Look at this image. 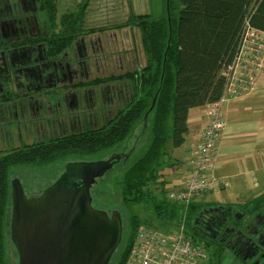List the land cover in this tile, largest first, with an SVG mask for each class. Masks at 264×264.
Instances as JSON below:
<instances>
[{
	"label": "trees",
	"instance_id": "trees-1",
	"mask_svg": "<svg viewBox=\"0 0 264 264\" xmlns=\"http://www.w3.org/2000/svg\"><path fill=\"white\" fill-rule=\"evenodd\" d=\"M155 7L156 12L144 13L139 23L149 59L145 67L134 70L132 75H122L130 79L131 96L123 101L115 118L87 134L85 142L76 138L22 149V152L0 153V264H8V234L5 232L11 208L9 178L12 168L37 171L51 164L53 167L69 155H85L87 159L96 160L113 153H127L141 133L144 115L155 95V104L147 114L146 128L137 146L128 157L114 162L91 192L96 196L92 200L95 207L109 212L114 209L108 208L109 205L124 204L127 210L126 216H122L127 232L121 237L109 264L125 263L142 226L167 233L171 228L178 230L182 224L184 233L207 251V258L200 264H223V247L197 235L192 226L202 207L215 205L203 199L218 187L182 205L170 200L171 190L165 191L159 185L166 183V168L177 164L167 155L168 139L173 148L182 146L189 134V110L206 106L207 116L208 105L220 100L226 83L224 72L235 56L244 27L248 24L264 31V0H155ZM199 140L200 137L183 165L187 173L185 178L194 170ZM213 169H207V175L219 179L212 175ZM220 180L221 187L223 181ZM260 201L264 202V193L243 202L258 206ZM136 205L142 206L147 217L152 214L162 229L142 222ZM233 257L241 264H251Z\"/></svg>",
	"mask_w": 264,
	"mask_h": 264
},
{
	"label": "flooded vegetation",
	"instance_id": "flooded-vegetation-1",
	"mask_svg": "<svg viewBox=\"0 0 264 264\" xmlns=\"http://www.w3.org/2000/svg\"><path fill=\"white\" fill-rule=\"evenodd\" d=\"M71 11L52 22L43 0H0V144L8 150L4 153H11L13 144L26 148L76 138L85 142L87 134L115 118L131 96V85L121 84V78L134 71V48L115 51L87 28L85 14L78 20V13ZM74 161L83 160L67 161L59 175ZM19 171L30 169L14 167L11 173ZM194 218L201 223L196 230L200 237L244 262L264 261V202L215 204L202 207Z\"/></svg>",
	"mask_w": 264,
	"mask_h": 264
},
{
	"label": "water",
	"instance_id": "water-1",
	"mask_svg": "<svg viewBox=\"0 0 264 264\" xmlns=\"http://www.w3.org/2000/svg\"><path fill=\"white\" fill-rule=\"evenodd\" d=\"M127 153H113L106 159L69 162L65 171L40 194L27 196L20 180H11L9 237L17 264H109L122 237V217L92 204L91 186L110 170L114 162L128 157L146 128ZM201 224V223H200ZM199 218L193 229L198 230Z\"/></svg>",
	"mask_w": 264,
	"mask_h": 264
},
{
	"label": "rangeland",
	"instance_id": "rangeland-1",
	"mask_svg": "<svg viewBox=\"0 0 264 264\" xmlns=\"http://www.w3.org/2000/svg\"><path fill=\"white\" fill-rule=\"evenodd\" d=\"M85 1V2H84ZM178 1L179 0H174ZM65 2V4L63 3ZM75 3V4H74ZM56 4H59L57 7ZM74 4V5H73ZM43 8L49 10V17L52 22L56 18H63V12L74 11V13H78V20L82 17L83 14L87 16V28H91V32L96 33L101 38L104 44L108 45L110 48H113L115 51L118 49L130 51L134 48L135 56H136V63L133 67L134 70L141 69L145 67L148 61V51L144 46L142 41V34L139 27L141 16L144 13L156 12L155 7V0H43ZM51 8V9H49ZM84 16V18H85ZM71 20L70 22H72ZM68 26V21L64 19ZM77 22V21H76ZM133 47V48H132ZM122 52V53H123ZM127 67V66H126ZM128 69V67H127ZM123 72V71H122ZM116 73H121V71H117ZM121 84H129V80L121 78ZM122 107V105L120 106ZM224 116V115H223ZM225 119V117H224ZM104 123V122H103ZM102 123V124H103ZM226 125V121H225ZM224 130V129H223ZM11 152H22V149L27 150L28 148L39 146V145H29L26 148H19L20 146H16L13 144ZM4 145L0 144V153H4L8 151L6 149H2ZM17 149V150H16ZM167 151H170L173 156L172 144L171 140L168 139L166 145ZM177 149V148H176ZM10 150V149H9ZM87 156L85 155H76L70 156L64 159L61 162L56 163L53 167L52 164L47 167H41V169L30 170L28 172L19 171L18 173H11L9 178V185H10V201H11V180L15 177L19 178L21 184L23 186L24 192L27 196H36L40 194L47 186L52 184L55 178L59 175L61 167L67 161L73 160H86ZM263 159V158H262ZM214 162H217V154L214 155ZM263 166H264V159H263ZM176 167V166H175ZM13 169V168H12ZM169 175V176H168ZM166 174L164 179L166 183L163 185H159V187H164L165 191L172 190L176 188L175 179L177 177V173ZM261 185L259 188L254 187L251 191H243L242 185L240 183L234 182L232 187H220L218 186V190L206 194L204 199L207 203H215L221 205H228V204H245L243 201H247L250 199L249 197L253 196H261L264 193V170L261 171L260 176ZM240 182V181H239ZM158 187V190L160 188ZM92 200H94L93 193L91 195ZM263 201H260V203ZM114 208V210H118L122 216H126L127 210L124 204L122 205H109L108 208ZM136 210L138 214L142 218V222L145 221L146 223L149 222L152 226H157L158 228L162 229V226L158 223V221L154 218L151 214L150 217L145 215V212L142 210L141 205H136ZM9 218H7V230L5 235L8 236L7 240V261L8 264H17L18 263V254L10 240L9 234ZM174 231V228L170 229V232ZM127 232V225L126 222L122 219V237L126 235ZM122 240V239H121ZM223 253V264H241L238 259L233 257V254L230 251L222 249ZM116 264V262H111V264Z\"/></svg>",
	"mask_w": 264,
	"mask_h": 264
},
{
	"label": "built area",
	"instance_id": "built-area-1",
	"mask_svg": "<svg viewBox=\"0 0 264 264\" xmlns=\"http://www.w3.org/2000/svg\"><path fill=\"white\" fill-rule=\"evenodd\" d=\"M226 83L220 100L209 104L206 122L196 145L194 170L185 178L184 186L168 193V198L182 205L215 190L220 179L211 178L206 170L214 167V155L225 127L222 108L228 101L254 91L264 73V31L248 24L244 27L235 56L225 70ZM183 224L173 232L163 233L151 226L138 229L129 257L124 264H200L207 258L201 243L184 233Z\"/></svg>",
	"mask_w": 264,
	"mask_h": 264
},
{
	"label": "crops",
	"instance_id": "crops-1",
	"mask_svg": "<svg viewBox=\"0 0 264 264\" xmlns=\"http://www.w3.org/2000/svg\"><path fill=\"white\" fill-rule=\"evenodd\" d=\"M206 109V106L191 108L187 119L189 134L186 142L177 149L172 147L173 156L166 149L167 155L177 162L173 168H166L168 174L177 173L176 188L183 185L187 174L186 170L183 171V165L191 157L192 148L201 135L206 122ZM223 114L226 125L212 175L222 179V188L232 187L234 182L240 183L245 192L254 187L259 188L261 171L264 170V73L258 78L254 91L228 101L223 107Z\"/></svg>",
	"mask_w": 264,
	"mask_h": 264
}]
</instances>
